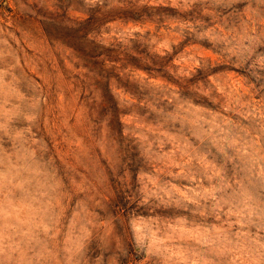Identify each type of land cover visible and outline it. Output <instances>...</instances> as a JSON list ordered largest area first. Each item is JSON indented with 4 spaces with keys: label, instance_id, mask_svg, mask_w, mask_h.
I'll use <instances>...</instances> for the list:
<instances>
[{
    "label": "rangeland",
    "instance_id": "rangeland-1",
    "mask_svg": "<svg viewBox=\"0 0 264 264\" xmlns=\"http://www.w3.org/2000/svg\"><path fill=\"white\" fill-rule=\"evenodd\" d=\"M0 264H264V0H0Z\"/></svg>",
    "mask_w": 264,
    "mask_h": 264
}]
</instances>
